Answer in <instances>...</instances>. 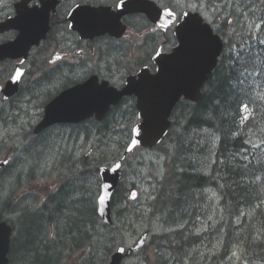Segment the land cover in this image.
<instances>
[{
    "label": "trees",
    "instance_id": "1",
    "mask_svg": "<svg viewBox=\"0 0 264 264\" xmlns=\"http://www.w3.org/2000/svg\"><path fill=\"white\" fill-rule=\"evenodd\" d=\"M238 45L237 57L232 59L234 67L223 65L198 103L181 104L169 136L158 147L166 159L167 172L156 183V190L162 188L163 192L155 197L156 201H150L149 209L163 204L159 213L164 216L155 219L161 227L154 236L160 259L166 253L176 264H264V151L247 149V145L264 149V52L254 55L250 50L246 54L244 43ZM246 100L255 115L244 128L239 119L241 104ZM122 118L129 121L132 116L123 114ZM47 139L46 134L39 144ZM200 147L211 151L207 157H203ZM123 148L122 145L120 149ZM83 186V191L88 189L87 182ZM69 187H64L59 195L66 204L55 208L51 216L63 231L77 223L76 228L64 238L66 243L49 247L45 212L39 210L29 219L24 218L16 244L18 264H60L58 249L70 250L77 229L82 240L87 238L84 233L97 218L91 205L84 208L82 201H76L83 192L76 186L73 190ZM120 194L119 188L113 200L123 202L125 196L121 199ZM146 212L142 215L146 216ZM171 220L175 222L172 224ZM90 264L98 262L91 260Z\"/></svg>",
    "mask_w": 264,
    "mask_h": 264
},
{
    "label": "snow or ice",
    "instance_id": "2",
    "mask_svg": "<svg viewBox=\"0 0 264 264\" xmlns=\"http://www.w3.org/2000/svg\"><path fill=\"white\" fill-rule=\"evenodd\" d=\"M73 3H75V10L72 12L66 11V15L72 19L66 21L64 26L66 28H72L80 33L96 29L99 30L97 34L102 33L106 26L120 20L125 12L129 10V8L125 7L126 4L131 6V3L128 2V0H103V7H89L88 0H82V2L73 0ZM161 6L165 8L164 11H161V7H157L156 5L153 10L155 16V28H153V31H156L157 29L167 30L169 28H174L176 32H178V30L183 31L188 38V42L193 46L197 44L213 45V37L211 33L207 28L202 26V21L197 16H190L188 13H183V15L186 16V19L182 24L176 26L175 21L173 20L174 11L167 10L164 0H161ZM77 10L80 11L77 12ZM74 13H76L75 16L73 15ZM180 46L181 45L179 44L177 49H179ZM156 56L167 58L163 55L162 51H157ZM57 59H59V57H57ZM20 64L23 65L24 61L21 60ZM159 71L160 69L157 68L158 73ZM23 75V70L21 68H16L15 75L10 77L11 82L18 83ZM110 92L111 91L108 89L107 85L95 86L94 103L98 104L103 102ZM246 109L247 106H245V110ZM153 131L154 129L150 119L144 118V122L141 126L131 129V132L135 135L130 136V146H128L127 150L131 152L133 148L138 146L141 142L147 143L153 138ZM120 168L121 164L116 163L115 167L111 170L116 172ZM108 187V185H104V191H107ZM97 195L99 204L104 205L105 196L100 195L99 192ZM133 196H135V193H133ZM117 251L123 253L125 249L119 247Z\"/></svg>",
    "mask_w": 264,
    "mask_h": 264
},
{
    "label": "water",
    "instance_id": "3",
    "mask_svg": "<svg viewBox=\"0 0 264 264\" xmlns=\"http://www.w3.org/2000/svg\"><path fill=\"white\" fill-rule=\"evenodd\" d=\"M126 13V12H125ZM118 24V21H116ZM118 26L105 27L102 33L108 30H119ZM118 36L119 33H116ZM183 37L187 39L185 33ZM211 52L208 48L199 54L188 56L183 46L175 50V53L169 56L167 61L159 64V77L154 80L148 76L144 77L146 82L145 89H137L135 92L138 97L151 98L152 117H149L153 126V138L147 143L141 142V145L154 147L159 144L168 134L170 122L168 121L171 111L179 101L182 95L192 101H198L200 90L203 84L208 80L210 74L217 64L220 45L213 37V45H210ZM214 48H217L216 52ZM192 53V52H191ZM201 58V59H200ZM162 80L166 82L168 88H165L166 96L160 91L158 83ZM152 95V96H151ZM108 96V95H107ZM140 101L139 106H142ZM146 105V104H145ZM66 121L67 119H61ZM114 264H117L114 263Z\"/></svg>",
    "mask_w": 264,
    "mask_h": 264
},
{
    "label": "rangeland",
    "instance_id": "4",
    "mask_svg": "<svg viewBox=\"0 0 264 264\" xmlns=\"http://www.w3.org/2000/svg\"><path fill=\"white\" fill-rule=\"evenodd\" d=\"M195 2H197V3H202L203 1H205V0H194ZM218 5H222V3H220V4H218ZM239 12H240V10H239ZM116 59V58H115ZM114 59H112V61H113ZM56 85L57 84H55L54 85V87L55 88H57L56 87ZM34 118H35V116H34ZM61 137V136H60ZM59 137V138H60ZM66 143V140H65V138H64V143H62V146L60 147V149H59V153H62L63 155H69L70 154V149L68 148V147H66V146H63V144L64 145H66L65 144ZM59 153H57L54 157H52L49 161H47L46 163H47V166H51V164L53 165L54 164V159H56V158H58L59 157ZM137 153V152H136ZM140 152H138L137 154H139ZM136 154V155H137ZM135 155V156H136ZM149 157H154V155L153 154H150L149 155ZM203 157H207V155H203ZM39 159H41L42 160V157H38ZM145 158H147V156H145ZM161 159V158H160ZM162 159H164V158H162ZM161 159V161H163ZM70 161H72V159H70L69 158V162ZM132 161H133V171H136V172H138V171H140V167L139 166H137V163L138 162H140V163H142V161L140 160V159H132ZM51 162H53V163H51ZM29 163H31L30 161H29ZM170 163H172V160L170 159L169 160V164ZM37 165V166H36ZM34 166H36V168H35V172L34 173H38V172H40V171H43L45 168H44V162L43 161H41V162H39L38 164H37V162L35 161V164L33 165V166H31V168L32 167H34ZM70 166L71 167H75V166H78L79 167V169H80V172H79V176H80V174L81 173H83V179L85 180V177H87L88 178V182H91L92 181V179H90L89 177L91 176V173L93 172V166H92V164L91 163H82V162H80V163H78L77 161H75V160H73L71 163H70ZM141 173L138 175V174H136V176H131L130 178H129V182H132L134 179H136V182L138 183V186L139 187H142L143 186V184L145 183V178L146 177H155V175L156 174H158V173H160L159 175H158V177L161 179L162 178V176H163V174L165 173V172H163V170H162V168L160 167V170H155L154 168H151V167H149V166H145V168H142L141 169ZM31 173V171L29 170L28 171V174H27V176L29 175ZM143 174H145V176L143 175ZM26 175V174H25ZM152 179H154V178H152ZM71 181H73V180H71ZM15 182V181H14ZM16 184H17V181L15 182ZM88 186H89V189L91 190L92 188H91V184H88ZM93 187V186H92ZM89 190V191H90ZM158 190H160V188H158L157 190H156V192H155V194H157L158 193ZM152 202H154L153 200H152ZM64 204H66V202L63 200V201H61V203L59 204V205H57V206H55L54 208H50L45 214H50V215H52V214H54V209L55 208H57L58 207V209L59 208H61L62 207V205H64ZM22 205V204H21ZM21 205L20 206H18L16 209H18L19 211L18 212H20L21 211ZM162 208H163V204L161 205H158L157 207H155V208H151V209H149L148 211H150L149 212V216H147V213H148V211L146 212V216L147 217H149V218H153V217H162V216H164V214H161V213H159V211L160 210H162ZM27 209H30V208H26V207H24L23 209H22V211H26ZM69 217V216H68ZM24 218H28L29 219V216L28 215H25V216H23V217H19V221H22V220H24ZM121 219H128V218H125L124 216H121ZM134 218H131V219H129V220H133ZM135 220V219H134ZM140 220V219H139ZM139 220H135L134 222H132V223H130L133 227H139L140 226V224H139ZM75 222V221H74ZM76 223V222H75ZM77 224V223H76ZM75 224V225H76ZM73 226V227H71L68 231H63V229H62V227H61V225H60V227H59V230H60V238H61V240H62V243L63 242H65V241H63L64 240V238L67 236V235H69L70 233H71V231L72 230H74L75 228H76V226ZM61 230H62V232H61ZM79 232H80V230H78L77 229V233L74 235V240L73 241H71L70 242V244H69V246H72V245H74L75 244V242L76 241H78V240H81V239H83V238H80L79 236H81L82 234H79ZM88 234V233H90V226H88V230H86V232L84 233V234ZM103 236H104V241H103V245L104 244H107V242L111 239L110 238V236L108 235V234H110V232H106V231H104L103 230ZM107 234V235H106ZM106 235V236H105ZM137 238V236H132L131 234H128L126 237H125V241L127 242V243H132L135 239ZM66 243V242H65ZM66 245H68V244H66ZM103 245L101 246V248H103ZM130 245V244H129ZM59 251H61V254H62V256H64V255H66V253L68 252V250L67 249H65V251H63L62 249H58ZM104 251V250H103ZM150 251H152V255H153V257L154 256H156L157 255V253H156V251L153 249V248H150ZM165 251V250H164ZM165 252H167V251H165ZM161 254V253H160ZM164 255L165 256H167V257H169V255L168 254H166V253H162V256H163V259H164ZM61 256V257H62Z\"/></svg>",
    "mask_w": 264,
    "mask_h": 264
},
{
    "label": "bare ground",
    "instance_id": "5",
    "mask_svg": "<svg viewBox=\"0 0 264 264\" xmlns=\"http://www.w3.org/2000/svg\"><path fill=\"white\" fill-rule=\"evenodd\" d=\"M223 0H221L220 2H222ZM220 2H218V4H220ZM198 4H200V5H203V6H206V7H209L211 10H213V11H215V10H220V9H223L224 10V8H222V5H224V3H222V5H218V6H216L215 5V2H213L212 0H205V1H203L202 3H198ZM226 6H227V10L229 9H231V10H234V9H236V5L235 4H226ZM230 10V11H231ZM240 10V9H239ZM260 11V10H259ZM261 13V12H260ZM260 15V14H259ZM244 127V126H243ZM245 128V127H244ZM242 130V129H241ZM242 131H245V130H242ZM250 131V130H249ZM252 132V131H251ZM255 132V131H254ZM251 134V133H250ZM257 134H259V133H256V135ZM42 135L43 136H45V133H40L39 135H36V136H39L38 137V139H39V143L41 142V138H42ZM252 136V135H251ZM63 137V136H62ZM254 138H256V139H258L256 136H253ZM64 138V137H63ZM204 141V140H203ZM35 143L36 144H39L35 139H33V138H30V139H27V140H25V141H23V144H26V145H28L29 147H31V146H33V145H35ZM202 144V143H201ZM204 144V143H203ZM216 144V143H215ZM203 146V145H202ZM205 146V145H204ZM214 146V145H213ZM216 146V145H215ZM256 147H257V145H255ZM206 147V146H205ZM210 147V146H209ZM256 147H250V146H248L247 145V149L248 148H250V149H252L251 151L252 152H260L261 150H263L264 151V149H262V147H261V149H258V148H256ZM200 148H203V151H204V154L205 155H209V153L211 152H207V150H206V148H204V147H200ZM210 149V148H209ZM36 155L37 156H41L42 155V153H41V151H37L36 152ZM31 166H33V164L32 163H24V164H20V165H18L17 167H16V169H15V177H14V181L16 182L17 181V184H21L23 181H24V179H25V177H27V174H28V171L30 170L31 171V173L29 174V175H33L34 174V172H35V168H36V166H34V167H32L31 168ZM180 172L181 171H183V169H180L179 170ZM76 172L77 173H79L80 172V169H79V167L77 166L76 167ZM26 174V175H25ZM28 175V176H29ZM90 179H92V181L91 182H87V185L88 184H91V188H92V186L94 185V170H93V172L91 173V176L89 177ZM214 179V178H213ZM73 181L69 184V189H71V190H73L74 188V186H76V187H78L77 189H79V191L80 192H83L82 193V195H79V199L78 200H76V201H78V204H79V202H83L84 204H82L83 206L82 207H84V208H86V206L87 205H91V200H92V197L90 196L89 197V186H88V189L86 190H84L83 191V189H84V186H83V183H85V181H83L82 180V177L81 176H79V175H76L73 179H72ZM210 181V180H209ZM204 182H206L207 183V180L206 181H204ZM214 182V181H213ZM206 183H205V186H206ZM212 183V182H211ZM210 182H209V185L211 184ZM222 183V182H221ZM171 184V183H170ZM203 184V183H202ZM201 184V185H202ZM215 185V182L213 183V185L212 186H214ZM208 186V185H207ZM201 187H203V186H201ZM211 188H213V187H211ZM93 190V189H92ZM163 192V190H162V188H160V190H158V193L157 194H155V197L156 196H159V194H161ZM166 192V191H165ZM164 194V193H163ZM202 198H204V197H202ZM153 201H156V198H153L152 199ZM2 201H5V198H2ZM165 201H168V200H165ZM191 201V200H190ZM191 202H193V201H191ZM194 203V202H193ZM201 204V203H200ZM162 205V204H161ZM168 206V205H167ZM199 206V205H198ZM215 206V205H214ZM264 206V205H263ZM200 207V206H199ZM195 208H197V206L195 207ZM203 208V207H202ZM198 209V208H197ZM196 210V209H195ZM194 210V211H195ZM200 210V209H199ZM203 210V209H202ZM224 210V209H223ZM201 211V210H200ZM205 211V210H204ZM217 211V210H216ZM36 212H39V210L38 211H34V210H32V209H27L23 214H22V216L21 217H23V216H25V215H28V216H31L33 213H36ZM149 212L150 211H148V213H147V216H149ZM215 213V212H214ZM220 213V212H219ZM216 214H218V213H216ZM212 215V214H211ZM214 215V214H213ZM226 215V214H225ZM248 215V214H247ZM121 216H124L125 218H127L126 216H125V214H120L119 215V218L121 219ZM219 216H220V214H219ZM180 217V216H179ZM178 217V218H179ZM216 217V216H215ZM135 220H139L138 218H136V217H133ZM182 218V217H181ZM210 218H212V216L210 217ZM219 218V217H218ZM217 218V219H218ZM27 219V218H26ZM129 220L130 221V223H132V222H134L135 220ZM177 219V218H176ZM180 219V218H179ZM186 219V218H185ZM215 219V218H214ZM220 219V218H219ZM217 221V220H216ZM22 222H24V220H22L21 221V225H23L22 224ZM171 222H172V220H171ZM173 222H175V221H173ZM173 222H172V224H173ZM177 222H178V219H177ZM187 222H189V221H187ZM216 223H218V222H216ZM181 224H183V220H182V223ZM187 225H188V223H186ZM185 225V224H184ZM236 225V224H235ZM181 226V225H180ZM216 226V225H215ZM177 227V226H176ZM214 227V226H213ZM218 227V226H217ZM178 228H179V226H178ZM181 229H182V227H181ZM185 229H186V227H185ZM215 229V228H214ZM104 231H106V230H104ZM106 232H108V231H106ZM215 233H216V231H214ZM109 235V234H108ZM214 235V234H213ZM216 236V235H215ZM174 237V236H173ZM217 237V236H216ZM174 239H176V238H174ZM173 239V240H174ZM177 239H179V238H177ZM103 244H101L100 245V247L98 248V250L99 251H103L104 250V248H101V246H102ZM93 260H96L97 261V258H94ZM93 263H95V261H92Z\"/></svg>",
    "mask_w": 264,
    "mask_h": 264
},
{
    "label": "flooded vegetation",
    "instance_id": "6",
    "mask_svg": "<svg viewBox=\"0 0 264 264\" xmlns=\"http://www.w3.org/2000/svg\"><path fill=\"white\" fill-rule=\"evenodd\" d=\"M221 0H215V5L218 6V2H220ZM240 2V0H237ZM243 1H247L248 3L254 5L255 3H258L259 6H260V11L258 10V13L260 15H258V18L257 20H255V24H258V23H262V25H264V0H243ZM220 3H224V5H222V8H224V10H227V6L226 4H231L230 0H223L222 2ZM236 9H238V7H236ZM235 10V9H234ZM234 10H227V16L229 18H232L229 16V13L230 12H235ZM261 12V13H260ZM210 18H211V21H212V24L213 26L216 28V30L220 33V35H222L223 37L225 38H230L234 32H235V29H236V26L235 24L233 25L232 24V19H229L230 23H228L229 21L225 22L224 24L222 23V19H218V22H219V25H217V23L212 19V15L210 13ZM142 51V55L144 56L146 53H147V50L145 48L141 49ZM110 54H113V52H109ZM232 55L229 56V59L231 58ZM231 60V59H230ZM65 78H68L67 77H64L62 79V81H60L59 83H57L56 85V89H60L64 84H66L67 82H69L67 79ZM39 136H36L35 134L31 133L30 131L26 132V134L23 136L21 142L23 143V141L27 140V139H30V138H33L35 139L38 143H39V139H38ZM83 181L85 182H88V178L85 177V180L82 178ZM72 182V181H71ZM70 182V183H71ZM69 183V184H70Z\"/></svg>",
    "mask_w": 264,
    "mask_h": 264
}]
</instances>
